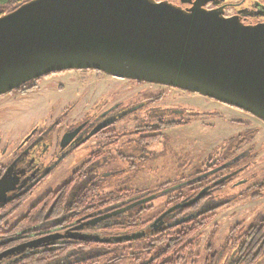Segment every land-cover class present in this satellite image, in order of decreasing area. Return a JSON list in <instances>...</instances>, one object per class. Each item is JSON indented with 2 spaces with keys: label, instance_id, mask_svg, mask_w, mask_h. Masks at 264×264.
I'll return each instance as SVG.
<instances>
[{
  "label": "rangeland",
  "instance_id": "1",
  "mask_svg": "<svg viewBox=\"0 0 264 264\" xmlns=\"http://www.w3.org/2000/svg\"><path fill=\"white\" fill-rule=\"evenodd\" d=\"M227 11L230 15L235 14L234 9ZM161 94L165 95L164 98L154 104L146 103L143 107L132 105ZM119 106L123 118L113 127L117 131L131 134L143 121L156 120L153 116L148 117V114L163 112L168 113L167 121L184 124L166 129L155 144L139 149L133 143L134 137L125 134L116 140V146L110 148L104 142L91 139L75 149L64 161L58 154H52L53 147L58 144V137L69 132L77 123L85 121L86 117L97 119L104 111ZM236 120L251 124H237L234 123ZM241 141L247 144L239 153L242 157L248 155V159L233 170L245 165L246 168L237 174L231 169L221 170L231 164L229 161L225 166H220L233 155L236 143ZM38 144L47 152L42 154L40 149L35 150ZM24 151L26 158L36 160V165L40 166L45 160L54 162L52 174L24 207L8 220L6 226L15 224L43 196L58 190L76 169L98 151L105 153L95 171L101 187L99 194L123 189L134 192L156 190L181 177L192 181L206 176L209 179L217 177L219 183L224 182L222 187L211 189L208 186L201 191V195L211 192V204H227L217 212L215 221L202 232L200 245L195 251L199 257L197 264L204 262L208 249L211 252H223L231 229L238 224L246 227L264 214V196L253 200L248 197L253 193L246 191L264 181V122L236 107L178 88L138 83L85 70L43 77L36 91L27 95L15 91L0 97V164L6 166L18 162L24 158ZM211 161L213 171L198 176L197 173L203 172ZM196 186L200 185L185 187L184 190ZM152 203L157 205L159 202L152 200ZM156 208L144 216L145 220L154 218L165 209L164 204H158ZM2 226L6 227L5 224ZM86 234L98 236L92 232ZM257 264H264V258Z\"/></svg>",
  "mask_w": 264,
  "mask_h": 264
},
{
  "label": "water",
  "instance_id": "2",
  "mask_svg": "<svg viewBox=\"0 0 264 264\" xmlns=\"http://www.w3.org/2000/svg\"><path fill=\"white\" fill-rule=\"evenodd\" d=\"M179 1L195 3L183 9L167 0L24 2L0 16V97L55 73L90 70L189 91L264 122V23H246L243 11L228 18L226 8L206 9L210 3L219 6L220 0ZM105 127L98 125L86 139ZM78 132L69 134V139ZM201 196L163 213L151 228L159 231L170 213ZM154 198L136 201L116 214ZM112 215L91 219L88 225ZM79 238L99 239L84 234ZM51 240L56 239L39 242ZM40 243L16 247L0 254V259Z\"/></svg>",
  "mask_w": 264,
  "mask_h": 264
},
{
  "label": "trees",
  "instance_id": "3",
  "mask_svg": "<svg viewBox=\"0 0 264 264\" xmlns=\"http://www.w3.org/2000/svg\"><path fill=\"white\" fill-rule=\"evenodd\" d=\"M27 1L30 0H0V16L11 13ZM235 1L242 2L243 0ZM230 8H233V6H230ZM20 89H15V91L22 92ZM164 96V94H161L154 97V99L145 98L142 102L132 105L143 107V104L146 103L154 104ZM234 123L245 125L244 122L237 120ZM182 124L184 123L169 122L167 119L143 121L140 126L135 127V130H138L136 133L139 135L137 139H134L135 144L141 148L145 145L155 144L163 136V131L177 128ZM105 131L107 129L103 132L100 131L96 137L103 138ZM117 143L115 141L108 146H116ZM244 143L246 142H240L233 155L229 156L220 165L232 161L231 158L237 156V153L242 150L241 145ZM104 154L99 151L95 154L93 160H98ZM235 165L232 166L235 167ZM209 168L211 167L204 169L203 172H199L197 175L208 172ZM227 168L230 167L227 166L224 170ZM92 174L93 172L87 169V165L76 172L73 178L66 182L63 187L45 196L41 202L35 204L20 221L1 228L0 242L18 237L22 233L42 225L44 221L51 222L52 227H55V222H60L66 228L76 226L81 219L91 214L112 209L120 204L146 199L149 196H154L155 198L152 200H157L158 204H164L165 209L160 211L154 218L145 220L144 216L157 209L158 204L154 205L151 200V202L137 205L123 215L116 217L113 222L98 225V229H92L99 235L98 240L67 238L61 247L33 253V255L14 264H197L199 257L195 251L200 245L202 232L215 221L217 212L225 207L227 203L216 202L211 207L205 206L211 203L210 197L212 196L211 192H206L192 204L170 213L166 218V225L159 231H154L149 227L160 215L174 206L183 202H190L196 198L204 189V185L203 187L201 185L205 180H207V184H212L218 180L217 177L209 179L206 176L198 181L181 177L179 180H171L161 185L156 190L146 189L141 192H134L123 189L110 194H99L100 184L98 181L94 182L90 179ZM196 184L200 186L187 191L184 190L185 187L190 188ZM219 186H224V183L215 185L211 189ZM246 191L253 193L248 196L249 198L253 200L262 199L264 196V181L256 183ZM164 192L167 194L164 195ZM14 213V210L6 213L7 216L2 218L0 224L9 219ZM143 232L144 236L134 240L114 241V238L117 237ZM227 240L228 243L225 245L223 252H211L208 249L202 264H257L264 258V214L246 227L238 224L231 229ZM14 243L15 241L10 240L6 245L0 244V251L10 248Z\"/></svg>",
  "mask_w": 264,
  "mask_h": 264
},
{
  "label": "flooded vegetation",
  "instance_id": "4",
  "mask_svg": "<svg viewBox=\"0 0 264 264\" xmlns=\"http://www.w3.org/2000/svg\"><path fill=\"white\" fill-rule=\"evenodd\" d=\"M158 1L161 2V0H158ZM167 1L171 2L172 4L174 3L182 7L183 9L186 7H192L195 3V2H190V3L184 2L183 3L179 0H167ZM220 1L221 3L219 4V6H214L212 3H210L206 6V9L207 8L215 9V8L223 7V8H226L227 10L228 8H230V6H233V8L236 9L235 10L236 13L243 11V20H245L246 23H249V24L264 23V0H243L242 2H237L235 0H220ZM41 79L42 78H39L37 81L27 83L24 87H21L20 90L22 92L17 91L18 94L27 95V93L36 91L38 89V83ZM29 88H32V89H29ZM11 93H14V91ZM121 112L122 110H121V107L119 106L116 108H110L108 109V111H104L99 117H97V119H91V117L90 118L86 117L85 121L77 123L71 130H68L69 132L64 133L61 137H58V142H57L58 144L55 146V148L53 147L52 154L53 153L58 154L59 158H61L62 161H64L67 157L71 155L73 151H75V149L83 146L84 144H86L87 141L91 139L104 142L108 148L112 147V146L109 147L108 145L115 142L118 139L120 140L125 134H129V132L117 131L113 129L114 125L116 123L118 124V122H120V120L123 118L122 115H120ZM147 116L148 117L153 116V118L155 117L157 121H161V120L167 119L166 116H168V113H164V112L161 114L155 113L154 115L148 114ZM103 124H106V127L102 129V132L105 129H107V131L104 132L105 134H103L104 136L103 138L96 137L100 133L98 132L95 136L89 139H86L87 136L93 131V129H95L98 125H103ZM247 124H251V123L250 122L245 123L246 126ZM76 130H78L79 132L75 135L74 138L69 139V134L74 133ZM136 132H138V130L133 129L132 133L129 134L134 137L133 138L134 144H135L134 139H137L139 137V135H137ZM239 144L240 142L236 143L234 150L238 148L237 146ZM246 144L247 143L241 145L242 149H244V146ZM41 148L42 146L38 144L36 145L35 150L40 149V153L42 154L47 152L45 149H41ZM136 148L139 149L140 147L136 146ZM98 152H96L95 154H97ZM24 154H25V151L23 152V155ZM95 154H93L86 162H84L81 167L76 169V171L71 175L70 179L73 178L76 172L80 171L82 168H84L87 165V169L89 171H92L94 174V175L92 174L90 179L96 182L97 181L96 173H94V170L96 171V169L98 168L97 163L103 156L100 157L98 160H93V157L95 156ZM25 156L26 155L23 156L24 157L23 159L18 160V162H11V163H8L6 166H3L2 164H0V221L2 220V218H5L7 216L6 213H9V211L14 210L15 213L19 212L20 209H22L24 205L27 203V201H29L31 197L42 186V183L46 182L52 174L51 170L53 168L54 162H50V160H45L44 163H41V165L39 166V165H36V160L32 158L28 159ZM247 157L248 155H246L245 157H242V154L237 153L236 157L231 158L232 159L231 164H229V166L226 165V167L227 166L230 167L227 169L233 170L239 163L243 162L244 160L246 161L248 159ZM212 162L213 161L209 162L206 168L211 167ZM228 162H226V164ZM216 164H218V162H216ZM233 164H236L235 167L232 166ZM222 166H225V164ZM245 166L239 167L237 168V170H233V172L237 174L238 172L243 171V169L246 168ZM226 167H224L221 170H224ZM210 171H213V169L209 168L208 172ZM204 173H207V172H204ZM219 180L220 179L218 178V180L213 182L212 184L206 183L207 185H204V187L209 186L210 188H212L215 185L224 183V182L219 183L218 182ZM64 185L65 184H63L60 187H63ZM54 192H49L47 195L54 193ZM45 196H43V198ZM43 198L41 200H43ZM41 200L39 202H41ZM139 200H135L134 202L128 203V204L127 203L120 204L118 206L113 207L112 209H106L104 211H101L100 213L91 214L88 217L81 219L78 222V225L67 227V228L65 226H62L60 222H55V227H52L51 222L44 221L42 225L36 228H32V230L26 231L22 233L21 235H19L18 237L11 238L10 240L15 241V243L12 246H10V248L0 251V254L9 252L10 250L16 247H20L24 244L33 245V243H40L39 241H43L44 238H55L56 240H51L49 243H45V244L40 243L38 244L37 247H34L33 249L27 248L26 250L16 251L10 255H6L2 259H0V264H14L18 261H22V259H25L29 257L30 255H33V253L45 252L47 250L55 249L56 247H61L63 243H65V240L67 238L74 237V238L79 239V236L81 234L87 235L86 233H90V232L96 233L92 229H98L99 228L98 225H103L105 223L113 222V220L116 217L123 215L126 211H129V210H126L122 213H117V214L116 212L123 210L128 205H131ZM212 204L208 203L205 206L211 207ZM33 206H35V204L29 208V210L26 212V215L32 209ZM26 215L21 216L20 219H22ZM101 215H112V216L106 220L101 221V223L97 225H91V224L88 225L91 219L99 218L101 217ZM12 216H10V218ZM9 219H7L5 222L0 224V229L5 228L2 226V224H5L6 226ZM20 219H18L17 222L20 221ZM165 220L167 221L166 218ZM166 221L163 227L166 225ZM152 225L153 224H151L149 228L154 230L153 228H151ZM78 228H81V229L78 230ZM0 233H2V231H0ZM9 241H3V242H0V244L6 245L7 242Z\"/></svg>",
  "mask_w": 264,
  "mask_h": 264
},
{
  "label": "built area",
  "instance_id": "5",
  "mask_svg": "<svg viewBox=\"0 0 264 264\" xmlns=\"http://www.w3.org/2000/svg\"><path fill=\"white\" fill-rule=\"evenodd\" d=\"M232 15V14H231ZM230 12H226V17H231Z\"/></svg>",
  "mask_w": 264,
  "mask_h": 264
}]
</instances>
